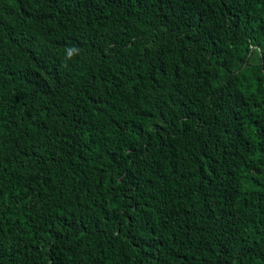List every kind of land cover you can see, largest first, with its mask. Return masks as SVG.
<instances>
[{
    "label": "trees",
    "instance_id": "obj_1",
    "mask_svg": "<svg viewBox=\"0 0 264 264\" xmlns=\"http://www.w3.org/2000/svg\"><path fill=\"white\" fill-rule=\"evenodd\" d=\"M0 264H264V0H0Z\"/></svg>",
    "mask_w": 264,
    "mask_h": 264
},
{
    "label": "clouds",
    "instance_id": "obj_2",
    "mask_svg": "<svg viewBox=\"0 0 264 264\" xmlns=\"http://www.w3.org/2000/svg\"><path fill=\"white\" fill-rule=\"evenodd\" d=\"M71 55V53H69V56Z\"/></svg>",
    "mask_w": 264,
    "mask_h": 264
}]
</instances>
